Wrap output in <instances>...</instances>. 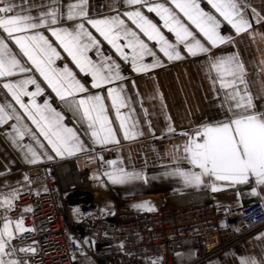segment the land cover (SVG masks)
<instances>
[{
  "label": "snow or ice",
  "instance_id": "1",
  "mask_svg": "<svg viewBox=\"0 0 264 264\" xmlns=\"http://www.w3.org/2000/svg\"><path fill=\"white\" fill-rule=\"evenodd\" d=\"M207 2L219 18L202 8L199 0H170L175 10L167 3L153 0H123V11L117 7L113 15L101 17L89 16L88 0H71L67 4L50 0V6H45L47 10L40 11L37 16L22 14L14 3L0 0V30L6 34L0 36V78H3L2 87L8 94L0 102V126L14 121L8 134L24 153L26 162L53 161L88 149L78 129L66 124L64 112L53 106L52 93L74 122L81 127L86 125L83 135L92 143H118L120 133L125 138L137 134L136 122L131 120L134 111L131 97L125 91L124 82L128 78L121 63L127 64L133 73L150 75L166 61L203 54L209 70L216 73L215 78L210 77L212 84L218 82L221 88L229 89L226 99L234 103L228 104L219 121L182 132L187 138L183 146L184 159L193 167L176 165L166 168L165 174L179 177L184 185L191 187L203 185L206 176L222 182L219 186L229 182L244 183L252 177L255 185L251 191L259 195L257 186H264V113L253 110L246 68L239 53L222 51L217 55L213 49L234 44L231 35L222 33V23L226 22L240 34L252 28V19L256 23L264 21V15L245 0ZM144 9L159 17L160 23L154 22ZM164 30L173 39H169ZM45 31L54 40H50ZM9 41L18 51H13ZM103 42L109 46V53L103 50ZM58 49L70 57L75 68L87 79L78 78L67 63L62 67L56 65V60L61 58ZM111 50L119 60L110 54ZM90 52H94L95 59ZM30 85L34 86L31 90ZM106 100L111 101V109L115 110L118 127L113 126L109 117ZM123 108L128 111L122 112ZM144 111L147 114V110ZM25 119L35 130L25 123ZM169 131L173 129L169 128ZM25 136L35 146L31 142L24 143ZM107 163L112 167L104 175L112 183L146 179L142 172L129 171L117 160ZM23 179L29 181L27 175ZM211 187L216 190L218 185L213 183ZM19 195L18 189L0 194V207L5 213L15 207ZM146 206L149 202L135 205ZM27 230L22 217L14 221L7 215L3 217L0 264H29L27 254L34 253L35 249L19 243L22 239L19 234ZM256 239L264 240V232L258 233ZM183 255L181 253L178 259ZM152 264H156L155 258H152ZM239 264H264V249L259 258L241 255Z\"/></svg>",
  "mask_w": 264,
  "mask_h": 264
},
{
  "label": "crops",
  "instance_id": "2",
  "mask_svg": "<svg viewBox=\"0 0 264 264\" xmlns=\"http://www.w3.org/2000/svg\"><path fill=\"white\" fill-rule=\"evenodd\" d=\"M6 2L17 5V10L21 11L22 14L33 16H37L40 11H46V5L50 6V0H6ZM61 2L67 4L71 0H61ZM153 2L167 3L175 10L170 0H153ZM245 2L264 15V11H262L264 10V0H245ZM199 3L206 11H212L218 16L207 0H199ZM117 7L121 11L124 10L123 0H88V13L92 17L113 15V10ZM62 10L66 11V9ZM144 11L154 22L160 23L159 17L154 13H149L146 9ZM176 11L178 12V10ZM251 22L252 28L240 34H236L226 22L222 23V33L231 35L234 44L221 45L219 48L213 49V53L217 55L222 51L239 53L246 68V80L248 90L252 94L253 110L259 114L264 113V21L256 23L252 19ZM90 30L93 31L94 35H97L98 39L102 40L93 29L90 28ZM164 31L169 39H173L167 30ZM45 35L50 40H54L50 33L45 31ZM0 36H6V34L0 30ZM9 45L13 51H18L13 42L9 41ZM102 47L105 53H109V46L106 42H103ZM58 50L61 51V58L56 60V65L62 67L63 64L67 63L77 73L78 78L87 79L85 74L79 73V70L75 68L70 57H67L62 49ZM110 54L119 60L114 50H111ZM89 55L95 59L94 52H90ZM121 68L128 78L124 82L125 91L126 95L131 97L130 103L134 109L131 113V120L136 122L137 134L125 138L120 133L117 137L118 143L110 142L103 145L92 143L83 135L86 125L81 127L78 122H74L71 114L59 105L54 93L51 94L53 106L64 112L65 123L76 127L88 145L85 152L58 157L53 160L56 162V181L59 186L64 188L72 186L96 193L99 207L91 211L85 220L89 221L99 212L106 211L115 213L121 219L123 207L140 200L167 203L177 207L210 202L219 207L227 206L231 210H239L256 200L264 202V186H257L259 195L251 191L255 185L254 178L244 183H226L224 186H219L222 182L206 176L203 185L191 187L184 185L179 177L165 174L166 168L176 165L186 168L193 167L184 159L183 146L187 138L182 132H191L202 124L219 121L228 104L234 103L226 99V93L230 91L229 89L221 88L218 82L215 85L212 84L210 77L215 78L216 73L214 70H209L203 54L198 57L189 56L181 60L166 61L163 66L153 70L150 75L133 73L124 63H121ZM131 81L135 83L132 84ZM2 82L3 78H0V102L8 96L2 87ZM33 87L30 85L29 89L31 90ZM48 91L51 90L48 89ZM8 98L10 99V96ZM37 99L42 102L40 97ZM24 100L27 102V97H24ZM106 104L109 106L108 114L113 121V126L118 127L115 110L111 109V101L106 100ZM145 109L147 114H145ZM20 111L22 112V110ZM121 111L127 112L128 109L123 108ZM168 117L171 119L169 120ZM13 122L10 120L5 125L0 126V194L6 193L9 189L23 191L29 188L31 185L29 171L24 167L38 164L27 163L24 153L13 143L8 134V129ZM25 123L35 130L30 121L25 119ZM169 128H172L173 131H169ZM23 142L34 144L28 136L23 138ZM101 149L113 150L115 157L111 160H117L118 164L129 171L142 172L146 179L132 180L125 184L112 183L104 175L112 167L107 163L111 160L104 161L98 171L90 177H86L79 160L87 155L95 158V151ZM37 150L41 151L38 147ZM194 170L199 171V169ZM25 175L29 177V181L23 179ZM213 183L218 185L216 190L211 187ZM43 188L44 186L40 185L36 190H43ZM149 207L150 205L144 208L137 207V209L144 211L148 210ZM67 209L69 215L74 217L75 211L71 205H67ZM19 217L21 216L14 217L12 220L14 221ZM116 230V227H109L107 232L114 235L115 243L118 244L119 238ZM261 232H264V225L256 228L232 246L202 260L197 259L187 241H182L177 246L176 264H181V261L183 264H239V257L245 254L259 258L262 249H264V240L256 239V237ZM94 234L95 231L93 230L89 236ZM87 248L86 243L78 264H152V258L130 260L118 251L108 258L102 259L91 256L87 252ZM181 253L185 255L178 259ZM188 253L191 254L187 255ZM155 261L156 264H160L158 258H155ZM29 264L31 263L29 262Z\"/></svg>",
  "mask_w": 264,
  "mask_h": 264
},
{
  "label": "built area",
  "instance_id": "3",
  "mask_svg": "<svg viewBox=\"0 0 264 264\" xmlns=\"http://www.w3.org/2000/svg\"><path fill=\"white\" fill-rule=\"evenodd\" d=\"M94 155L79 160L86 177L98 171L104 161L113 159L115 152L101 149ZM55 166V161L46 160L24 167L29 171L30 187L19 191L13 209L5 213L0 207V226L5 215L23 218L28 230L19 234V243L35 249L27 254L31 264H78L86 243L87 252L102 259L118 251L130 260L158 258L160 264H176L177 246L187 241L197 259L202 260L264 225L262 200L239 210L210 202L177 207L148 200L151 210L141 211L129 203L123 207L121 219L106 211L87 221V215L99 207L96 193L59 186ZM40 185L43 190H36ZM67 205L75 211L74 217L69 215ZM109 227H116L118 244L107 232ZM93 230L95 234L89 236Z\"/></svg>",
  "mask_w": 264,
  "mask_h": 264
},
{
  "label": "water",
  "instance_id": "4",
  "mask_svg": "<svg viewBox=\"0 0 264 264\" xmlns=\"http://www.w3.org/2000/svg\"><path fill=\"white\" fill-rule=\"evenodd\" d=\"M209 178H212V179H215V177H209ZM249 179H252V177H250ZM216 180V179H215ZM230 183V182H229ZM232 184H236V183H232ZM142 202H146V201H137V202H134L133 204H131V207L132 208H137V207H135V205H137V204H140V203H142ZM147 210V209H146ZM145 210V211H146Z\"/></svg>",
  "mask_w": 264,
  "mask_h": 264
}]
</instances>
